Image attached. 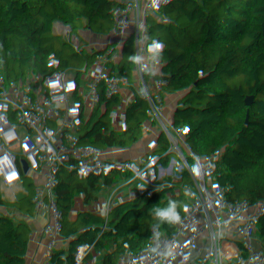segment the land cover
I'll list each match as a JSON object with an SVG mask.
<instances>
[{
    "label": "trees",
    "instance_id": "trees-1",
    "mask_svg": "<svg viewBox=\"0 0 264 264\" xmlns=\"http://www.w3.org/2000/svg\"><path fill=\"white\" fill-rule=\"evenodd\" d=\"M63 9L60 35L42 0H0V201L10 182L21 198L50 192L48 182L26 181L12 156L70 160L79 132L61 114L75 88L93 118L121 107L108 75L70 53L72 38L92 57L106 54L137 103L163 104L192 94L213 35L224 71L204 92L207 110L141 121L121 138L126 152L106 147L108 165L123 173L116 206L125 223L144 222L132 253L147 264H264V0H64ZM81 181L78 198L89 203L90 167ZM170 199L180 221L155 220L152 207ZM105 239L90 233L84 262L54 241L42 264H101Z\"/></svg>",
    "mask_w": 264,
    "mask_h": 264
},
{
    "label": "built area",
    "instance_id": "built-area-1",
    "mask_svg": "<svg viewBox=\"0 0 264 264\" xmlns=\"http://www.w3.org/2000/svg\"><path fill=\"white\" fill-rule=\"evenodd\" d=\"M42 1L62 35L61 29H67L64 0ZM176 14H181V10L177 9ZM72 40L68 44L70 53L97 65L108 75L121 107L105 118H93L75 88L83 106L82 119L86 127L71 138L70 160L64 165L52 164L47 158L35 163L28 154H13L16 164L23 168L32 182H48L51 190L37 198H21L19 189L12 182L6 185L4 195L7 200L0 201V264H42L43 250L54 241L69 245L70 261L84 262L87 259L86 240L95 228L106 235L101 264H147V255L132 253L134 241L130 245L124 242L125 211L116 206L124 194L120 186L123 173L108 165L106 147L126 152L121 138L141 121L156 126V121L181 120L207 110V104L202 101L204 92L214 75L224 71L215 50V37L207 38L197 70L199 80L192 94L188 98L175 97L163 104L137 103L106 54L92 57ZM65 48L67 51L66 45ZM69 118L67 113L61 114L63 122ZM87 167L91 168L93 177L89 203L78 198ZM137 230L135 226V239Z\"/></svg>",
    "mask_w": 264,
    "mask_h": 264
},
{
    "label": "crops",
    "instance_id": "crops-1",
    "mask_svg": "<svg viewBox=\"0 0 264 264\" xmlns=\"http://www.w3.org/2000/svg\"><path fill=\"white\" fill-rule=\"evenodd\" d=\"M74 56L76 54H73ZM68 65V69H69V64L67 62ZM68 116H70L69 119L64 121V124L70 128V129H74L76 131H81L86 127V123L83 121L82 117L84 114V110H83V106L80 102V99L78 97V95L75 93V97L69 107V110L67 112ZM125 244H131L134 240L132 239L133 237H130L129 239V234L126 235L125 234ZM133 240V241H132ZM132 241V242H131Z\"/></svg>",
    "mask_w": 264,
    "mask_h": 264
},
{
    "label": "clouds",
    "instance_id": "clouds-1",
    "mask_svg": "<svg viewBox=\"0 0 264 264\" xmlns=\"http://www.w3.org/2000/svg\"><path fill=\"white\" fill-rule=\"evenodd\" d=\"M177 209V202L170 199L166 207L153 206L151 209V215L155 220L161 223H178L180 221V215Z\"/></svg>",
    "mask_w": 264,
    "mask_h": 264
},
{
    "label": "rangeland",
    "instance_id": "rangeland-1",
    "mask_svg": "<svg viewBox=\"0 0 264 264\" xmlns=\"http://www.w3.org/2000/svg\"><path fill=\"white\" fill-rule=\"evenodd\" d=\"M259 55H262V54L260 53ZM62 67H63L64 69L68 70V65H67V64H63ZM225 113H226V109L222 108V109L219 110V114H220V115H225ZM11 162L14 163V164H16L15 160L13 159V156H12V161H11ZM18 166H19V168H20V173L24 172V171H23V168H22L20 165H18ZM24 173H25V172H24ZM24 178H25V180L28 181V182L31 181V178H30L29 175H25ZM83 220H86V218L84 217ZM81 223H82V222H81ZM143 223H144L143 221H137V222H131V223H127V224H125V226H124V229H125L124 233H125L126 235L129 234V239H130V237H133L132 239L134 240L135 237H136V231H133V230H134V227L137 226L138 229H139V227H140ZM82 224H83V223H82ZM133 240H132V241H133ZM132 241H131V242H132ZM68 249H69V245H68V244L62 246V250H64V251L67 252Z\"/></svg>",
    "mask_w": 264,
    "mask_h": 264
},
{
    "label": "water",
    "instance_id": "water-1",
    "mask_svg": "<svg viewBox=\"0 0 264 264\" xmlns=\"http://www.w3.org/2000/svg\"><path fill=\"white\" fill-rule=\"evenodd\" d=\"M109 49V46H107V50ZM212 229H213V226L212 225H208L205 227V234L207 236L211 235L212 234ZM136 240V239H135Z\"/></svg>",
    "mask_w": 264,
    "mask_h": 264
},
{
    "label": "snow or ice",
    "instance_id": "snow-or-ice-1",
    "mask_svg": "<svg viewBox=\"0 0 264 264\" xmlns=\"http://www.w3.org/2000/svg\"><path fill=\"white\" fill-rule=\"evenodd\" d=\"M156 47H159V45H157ZM184 131H185V132H187V131H188V129H187V128H185V129H184ZM14 175H15V174H13V176L9 177V179H12V178H14Z\"/></svg>",
    "mask_w": 264,
    "mask_h": 264
}]
</instances>
